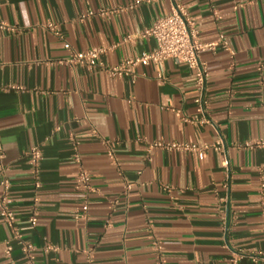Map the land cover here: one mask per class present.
I'll list each match as a JSON object with an SVG mask.
<instances>
[{"label":"crops","instance_id":"0c3cea01","mask_svg":"<svg viewBox=\"0 0 264 264\" xmlns=\"http://www.w3.org/2000/svg\"><path fill=\"white\" fill-rule=\"evenodd\" d=\"M136 1L2 0L0 20L15 29L0 30V140L18 225L37 211L25 238L38 264H264V0H182L202 42L229 46L201 54L204 124L186 65L107 72L153 51L141 34L172 10L171 0ZM93 47L110 49L103 66L61 63ZM174 142L211 148H150ZM80 167L89 194L76 188ZM85 201L87 216L76 219ZM11 236L0 217V264H10ZM13 256L26 264L18 247Z\"/></svg>","mask_w":264,"mask_h":264},{"label":"built area","instance_id":"2783aa9c","mask_svg":"<svg viewBox=\"0 0 264 264\" xmlns=\"http://www.w3.org/2000/svg\"><path fill=\"white\" fill-rule=\"evenodd\" d=\"M157 0H137L135 6L141 4L142 2H153ZM172 10L167 16L157 19L151 27L146 29L141 36L144 38H152L156 41L157 47L142 56L129 58L125 60L122 64L108 68L107 72L111 76H121L130 75L133 69L138 65L147 66L151 63H160L167 60H173L177 64L186 65L194 75L195 78V88L197 91V96L194 100L197 105V110L202 114L200 120L201 124L207 123L208 118L206 116L208 108V98H207V76H208V66L207 63L201 59V54L205 51L211 50L215 51L219 44L226 50H229L227 41L220 38L218 41L204 43L200 39V33L193 20L188 8L183 3L182 0H171ZM0 0V8H1ZM49 29L56 34V26L53 24L48 25ZM14 27L10 26L6 22L0 20V30L14 31ZM110 49L93 47L91 49L77 52L73 56L61 63L64 65H82L88 69H93L97 66H103L99 60L102 55L109 52ZM109 148L108 155L114 160L115 156L113 151L108 145L109 141H104ZM256 145L264 146V142H258ZM247 146L252 147V144H247ZM163 147L170 150H177L182 152L196 153L200 151L207 150L211 148L210 145L204 144L202 146L195 143H170L163 145L160 143L153 144L150 148ZM215 150H220L222 148L221 141L217 142V145L212 146ZM5 158L4 150L0 140V188L2 191L0 198V217L8 225L11 230L12 236L5 243L4 257L10 264H16L13 256L15 247H18L21 255L24 257L26 264H38L36 256V246L26 240L25 232L34 230L39 222V216L37 211H34L27 219V225L21 227L17 222V215L13 210V200L11 198V187L12 182L9 177V169L3 164ZM42 160V150L39 147H34L30 151L29 164L32 167L35 179L36 187H40V182L38 180L39 166ZM75 161L81 164V158L78 154L75 155ZM225 166H228L225 163ZM224 189L226 191L230 190L228 183L224 184ZM76 188L83 190L86 194H89L93 187L91 185V176L87 170L80 167L79 173L76 178ZM130 188V186H127ZM264 189V184L261 185ZM89 210L88 201H85L82 206V211L77 212L76 219L86 218L87 212ZM158 247V244H156ZM56 249L51 246L47 247L46 250ZM259 255H262L261 253ZM241 258L244 256H240ZM253 261L258 258L250 256ZM88 264H92L89 260ZM163 264V263H161Z\"/></svg>","mask_w":264,"mask_h":264}]
</instances>
